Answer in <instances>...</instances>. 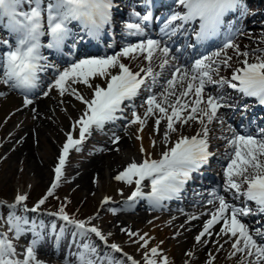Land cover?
<instances>
[{
    "label": "snow or ice",
    "instance_id": "obj_1",
    "mask_svg": "<svg viewBox=\"0 0 264 264\" xmlns=\"http://www.w3.org/2000/svg\"><path fill=\"white\" fill-rule=\"evenodd\" d=\"M144 2L147 6L145 14L133 12L138 22H125L128 35L145 34L146 23L152 19L151 11L147 10L152 0ZM176 3L183 11L173 12L166 18L160 29L162 35L171 39L182 30L186 32L188 25L196 24L198 27L192 31L195 41L201 45L223 35L221 45L215 51L195 59L190 66L177 65L167 44H162L159 39L148 38L129 43L113 55L73 60L67 67L59 69L42 50L61 52L70 40L73 49L77 41L101 40L113 24L114 0H47V3L45 0H0V30L9 35V39L0 40V45L4 46V51L0 53V84L21 92L25 106L34 103L28 94L36 90H41L44 97L53 91L60 97L70 95L85 106L66 134L58 166L54 169L55 181L45 197L32 209L26 206V194H18L12 204L0 201V207L9 209L5 222L13 239L18 240L28 232L33 234L30 245L22 254H18L8 232H0V264H44L37 259V248L45 225L42 221L38 223L30 220L26 215H17V209L22 208L25 213L39 212L40 207L48 197L54 196L55 189L59 187L70 150H81L94 129L103 130L107 124L118 120L127 122L126 130L136 126L133 135L141 141L143 159L139 162L133 160L115 176V180L129 186L135 185L128 201L147 198L153 205L160 206L163 201L179 199L188 181L209 163L213 156L209 150V126L214 122L225 126L220 110L234 107L222 92H207L209 85L219 89L227 87L242 97L255 98L260 105H264V49L256 50L261 54L250 62L249 52H241L235 43L234 37L239 33V28L231 21H226L229 14L238 13V19L248 14L244 0H176ZM73 22L79 25L82 35L74 33L70 27ZM222 29L226 31L222 32ZM45 36L49 37L46 44L42 42ZM189 47H195V44ZM229 49L233 50L241 66L236 67L230 77H225L220 74L221 71L233 67V55L228 54ZM240 57L243 59L240 60ZM141 58L142 62H147V66L140 67L138 71L123 62L125 59ZM156 61H159L161 70L168 68L171 73L158 93L154 89L159 83L161 72L152 67ZM49 70L55 75L42 89V74ZM97 79L103 83H96ZM81 84L91 91L88 98L74 87ZM142 91L149 94L139 104V108L143 109L141 112L136 101ZM244 110H247V105ZM149 119L154 122L153 132L156 135L161 134V124L165 125L162 133L165 148L159 158H153V153L143 146L141 133ZM190 122L201 126L200 131L191 137L181 131ZM227 128L231 136L222 137L228 147L224 194L217 191L210 193L206 203L214 208L204 213L210 218L195 239L198 243L207 242V238L213 236L211 230L220 224L216 235L224 240V244L230 243V258L239 257L238 264H264V224L251 228L244 222V218L251 215L264 217V128L258 129L256 135L241 133L231 125H227ZM120 139V136L113 134V144H118ZM159 143L153 139L150 147L156 149ZM146 180L150 182V191L147 193L143 190ZM237 200L241 202H233ZM110 202L111 198L106 197L103 204L108 205ZM109 210L114 214L118 211L115 208ZM52 215H58L60 220L77 229L73 239L80 237L83 241L75 254L77 264H120L114 257L101 254L99 247L88 239L90 235L97 237L113 252L125 256L130 264H139L127 256L118 244L109 245L111 233L105 234L92 224V218L88 221L75 220L64 207ZM191 219L199 217L192 216ZM51 231L58 239L64 234L63 229L56 232L54 223ZM122 231L134 238L133 243L146 250L145 264H170L169 257L163 255L158 246L149 248L147 234L141 235L128 229ZM215 242L219 248L224 247L219 239ZM187 255L191 257L194 254L189 252ZM209 257L207 264H214L215 256L209 253ZM67 264H71V261H67Z\"/></svg>",
    "mask_w": 264,
    "mask_h": 264
},
{
    "label": "rangeland",
    "instance_id": "obj_2",
    "mask_svg": "<svg viewBox=\"0 0 264 264\" xmlns=\"http://www.w3.org/2000/svg\"><path fill=\"white\" fill-rule=\"evenodd\" d=\"M3 34L4 30H0V36H3ZM257 42L260 43L259 41ZM260 44L263 46L264 42ZM4 86L5 85L0 84V93ZM17 95L22 94L17 93ZM83 95L88 98L87 95ZM8 97V90L3 95H0V111H2V114L0 115V201L12 204L13 200H15V197L18 194L28 195L29 193L32 199L36 201L38 197L43 196L44 192L48 190L50 185L55 181L54 169L58 163V158L62 154L63 145L67 139L66 134L70 131L72 124L81 115L84 108L80 106L82 103L76 99V103H71V105H63L62 103L58 102V99L56 100L53 98V102L55 104L54 107L51 110H48L47 113H39L38 108H36L34 111L31 106H27V109L25 110L22 108L23 105H21L18 100H14L8 105H6V103L4 104L2 99H7ZM125 124L124 126L120 127L119 131H126L123 128L125 127ZM117 127L118 126H115L113 129ZM30 130L34 131V138H32V140L34 142L35 157L37 162H39L41 165H48L46 168L47 176H44L43 179L35 178L34 172L32 171V168L28 166L26 159H20L13 156L15 153L14 148L19 147L18 144L22 139L20 135H23L25 139L27 132ZM18 131H20V134ZM12 132L15 133L11 135ZM112 132L113 130H111L109 134L99 133L97 140L94 139V134L90 136L89 140H91V144H89L88 148L84 149L82 153H74L70 166L67 168L66 173L60 181L59 187L57 189L58 191H61V194L63 195H70L72 197V203L70 204L71 207L73 209L74 207L78 208L79 213L86 216L87 220L92 218L91 223L101 228L105 234L111 233L110 238L121 241L127 245L126 247L128 249H133L134 251L141 253V250H144V248H141L140 245L133 243L132 241L134 238H130L124 231L117 229V226L115 225L116 220L124 213H121V211L117 209L118 211L114 214L109 210L110 208L114 207L108 205L100 210V206H98L96 202V196L99 193L101 183L103 182L106 183L111 179L118 185L116 192L112 193L113 195H111L115 201H118L120 197L126 196L129 193L131 186L117 181L115 178L113 180V178L109 175L110 173H108L104 178H100L99 175L95 176L94 179L92 178V181L96 183L97 187L93 189L85 188L83 183L77 180L86 172L87 165L93 159H96L97 156L100 158L104 156V150L101 151V149L107 145V141L109 140L110 134ZM75 135L76 134L74 133V136ZM132 138V140L137 141L134 135H132ZM134 141H132V143ZM123 150L124 149L121 151L122 155L125 153L127 156L136 154L139 156V149L135 143H133V145H131V147L128 149L129 152ZM125 160V162L130 161L129 159ZM139 160L140 158L138 157V161ZM121 190L123 191L122 195ZM144 210L148 211L149 209ZM144 210H141L140 213H142ZM20 211L21 209L17 210V215H25ZM177 212L182 214V211ZM8 213L9 212L3 214L4 223L2 226L5 228L6 232H8V226L5 221ZM154 213L155 215H158L159 213L162 216L169 214L168 211L162 207H159L156 210L152 209L151 216L154 215ZM127 214L131 215L134 219L128 222L125 221L127 225H125L123 229H128L132 232L140 233L141 235L147 234V238L151 235V231L156 226V228L159 229L158 223L150 222L149 219L144 220L141 218L143 213L138 214L136 212H127ZM26 216L30 220H33L30 215ZM176 226H178V224H176ZM180 226L182 225L180 224ZM158 231L159 230H157V232ZM0 232H4V230L0 229ZM8 233L10 234V238L13 239V234L11 232ZM28 233H26L25 237H23V235L18 240L13 239L18 254H22L26 247L31 243V241H26L28 240ZM164 234H166V232H164ZM172 234L173 236H171L168 244L163 246L165 252L160 249V242L157 243L159 244L157 246H160L159 249L162 251L163 255H166L168 246L171 245V243H175L177 253L179 255L178 264L183 263L185 260H191L190 264H207V261L209 260V253H211L210 251H213L215 246L210 250L208 247V242L196 244L194 236L186 242L188 234L186 235L183 233V231V236H181L179 239L174 237L176 234L175 232ZM191 234L194 235L192 232ZM160 235H162V233ZM150 239L152 241L149 243V248L153 243H155V239L152 236H150ZM179 240L182 242H180L181 244L178 243ZM95 244L98 246L96 242ZM78 250L75 252V254L78 252ZM189 252L194 253V255L191 257L188 256L187 253ZM75 254L74 261H77ZM37 255H42V253H37ZM22 258L23 256L21 255V259ZM58 262L59 261L56 260L53 263H62ZM216 264L222 263L217 260Z\"/></svg>",
    "mask_w": 264,
    "mask_h": 264
},
{
    "label": "bare ground",
    "instance_id": "obj_3",
    "mask_svg": "<svg viewBox=\"0 0 264 264\" xmlns=\"http://www.w3.org/2000/svg\"><path fill=\"white\" fill-rule=\"evenodd\" d=\"M249 0H245L246 3H248ZM247 29H248V24L246 25ZM129 43H135V42H124L123 44H121L120 46L117 47V50L115 51L116 52H119L124 46H126L127 44ZM247 44V42H245ZM93 44H95L94 40H93ZM239 45V48L241 50V52H244V51H248V49L245 47L244 43H237ZM83 47L79 48L78 50V54H76V58L78 59H81L83 58L82 56L84 55L81 51H84V49L87 47L85 45H82ZM88 48V47H87ZM114 53V54H115ZM228 54L229 55H233V62L232 64H234L237 59L235 57V55L233 54V50H230L228 51ZM250 56H249V60L250 62H252L254 59H255V56L257 55H260L261 53H257V54H253V53H250ZM243 57H240V60H242ZM124 63L128 64L131 68L135 67L136 68L139 66V65H147V62H142V58L141 59H137V60H127L125 59L123 61ZM64 67H67V66H61V69H63ZM230 70V68H224L222 71H221V75L222 76H225V73L228 72ZM166 75H169V71H165L164 72ZM54 75L52 76V79H53ZM96 83H103L102 80L100 79H97ZM48 82L45 84V87L47 86ZM44 87V88H45ZM74 87H77L80 89V91L82 92V94H85L87 95L88 97L91 95V91L89 89H87L84 85H74ZM211 85H209L206 89L207 92H209V89H213L212 90V93H214L213 91L214 88H210ZM8 89L7 88H4V90L6 91ZM3 90V91H4ZM155 91L157 92V89H155ZM218 93L219 90H218ZM30 99H32L34 101V103L32 105H28V106H31L33 109H36L38 108L39 110V113L42 112V113H47L48 110H51L53 107H54V102H53V98L54 99H58V102L61 103V101H63V105H71V103H76L75 102V98L73 96H70V95H65L64 97H60L56 91H53L48 97H44L42 94L38 97V98H35V97H28ZM14 100H18L22 106V108H24L25 110L27 109V106H25L24 104V97H19V96H16L14 93H12L7 99L3 98L2 101L4 102V104L6 103V105H8L9 103L13 102ZM142 102H139L138 104H140ZM137 104V107H138V110L139 111H143V109H140L139 108V105ZM81 107H85L83 104H80ZM1 110V108H0ZM0 115L2 114V111H0ZM38 114V113H37ZM220 114H221V110H220ZM39 116V115H38ZM111 124V123H110ZM211 131H210V135H211V140L214 138L213 135H215V138H214V141L217 142L221 139H223L222 137H227V136H231V133L228 131V128L225 124V126H220L219 124L217 123H213L212 125L209 126ZM153 128H154V122L152 119H149L148 123H147V126L145 127L144 129V132L141 133V135L143 136V146L148 149L150 152L152 153H156L155 151L157 150L156 149H152L150 147V141L152 139H156L158 141H160L159 144H162V141H161V134L160 135H156L154 134L153 132ZM201 128V126L198 124V123H191L190 122V125H186L182 128V133H186V131L188 129H190L191 131H195L196 129L199 130ZM129 132V133H128ZM136 132V126H132L130 128H128L125 132H120V133H116V135L120 136L121 139L119 141L118 144H113L112 142V136H110L109 138V141L107 142V145L103 148L104 150V156L102 158L100 157H96V159H93L88 165H87V170L86 172L77 180H79L80 182L83 183L84 187L87 188V189H93V188H97L96 187V183H94L92 181V178L94 179L95 176H100V178H104L108 173H110L109 175L113 178H115V176L124 170V168L126 167L127 164L131 163L133 160L137 161L138 162V155H130V156H127L124 152V154L122 155L121 151L122 149H124L126 152H129V148L131 147V145H133V143L136 144L137 147H141V141H134L132 140V135L133 133ZM15 132H12V135L14 134ZM18 133L20 134V131H18ZM20 137L22 138L20 143L18 144L19 147H15L14 150H15V153L13 154L14 157H18L20 159L24 158L26 159L27 163H28V166L30 168H32V171L34 172V176L35 178H44V176H47V164H39V162H37L36 160V157H35V147H34V142L32 140V138H34V131L33 130H30L27 132V135L24 139L23 135H20ZM132 141H134L132 143ZM118 149V150H116ZM13 150V151H14ZM123 150V151H124ZM210 150H212L210 148ZM141 155H143L141 152H140ZM127 156V157H125ZM125 159H129L130 161L128 162H125L126 160ZM211 162V159L209 160V163ZM43 163V162H42ZM117 163V164H116ZM218 170V168L216 169V171ZM223 177V175H222ZM225 179V178H224ZM103 182V181H102ZM118 188V185L113 182L111 179L106 182V183H101V187H100V190H99V193L97 194L96 196V199H97V204L99 203V201H101L103 198H106V197H109L112 193L116 192ZM224 194V193H222ZM101 196V197H99ZM98 197V198H97ZM229 197H230V194H229ZM169 200H166L165 202H168ZM145 202H147V199L145 200ZM164 202V201H163ZM161 206V205H160ZM162 206H166L165 204H162ZM144 207H149V208H152L154 210L158 209L159 206H155L153 205V203L151 202H148V205L144 206ZM119 209L121 211V213H124L121 218H118L115 222V225L117 226V229L119 230H122L124 228L125 225H127L125 223V221H130V220H133L134 218H132L131 215H128L126 212L129 210L127 209L125 206L123 205H120L119 206ZM173 213L170 214V215H160L158 213V216L155 218V217H151L150 214H151V211H147L145 213H141L142 214V217L144 220H157V223H158V228L156 229L154 228L152 231H151V235L154 234L156 237V241L153 245H156L157 241L158 242H162L164 241V239H166V245L168 244V241H169V237L171 236V229L169 230L168 226L169 225H173V222L174 223H182L184 221H186V226H187V230L185 231V234L187 235L188 234V237L186 238V242L193 237V235L191 234V232H194L196 229L197 230H201L202 229V224L200 225V223H202V220L201 219H191V217L197 213V211L193 212V213H190L189 211L187 213H184V214H180L178 213L177 211L175 212V210H178L180 212L179 209L177 208H173L171 207L170 208ZM136 211V210H134ZM182 211V210H181ZM175 212V213H174ZM140 214V213H138ZM196 216V215H195ZM199 217V216H198ZM124 220V221H123ZM172 221V223H170V221ZM160 224H163L162 226L159 225ZM185 225V224H184ZM189 226V227H188ZM173 227V226H172ZM157 230H159L157 232ZM166 232V234H164V232ZM198 232V231H197ZM219 231H217L216 233H218ZM162 233V235H160ZM190 233V235H189ZM213 235H216L215 233H213ZM209 238V237H208ZM220 240V242L223 240V239H220L219 236H213V238L211 240L213 241H216V240ZM214 244V242L212 243ZM41 245V244H39ZM38 245V246H39ZM231 246L229 245V248ZM163 248V247H161ZM38 251H43L45 253H50V254H53V255H57V256H60L61 254L60 253H56L54 251H51L49 249H45V248H42V247H38L37 248ZM166 256L169 257V260H170V264H178V260H179V255L177 253V248L175 246V243H171V245L168 246V250H167V253H166ZM67 258V257H66ZM238 259L239 257L237 258H231V259H227L225 262L226 264H238ZM42 260L43 262L46 264V263H49V261L51 260V257L49 256H42ZM67 260L65 262V264H67ZM204 262V260H203ZM71 264H77L76 262H72L71 261Z\"/></svg>",
    "mask_w": 264,
    "mask_h": 264
}]
</instances>
